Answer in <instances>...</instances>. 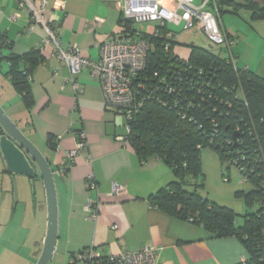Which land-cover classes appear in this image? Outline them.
Returning a JSON list of instances; mask_svg holds the SVG:
<instances>
[{
	"label": "crops",
	"instance_id": "crops-1",
	"mask_svg": "<svg viewBox=\"0 0 264 264\" xmlns=\"http://www.w3.org/2000/svg\"><path fill=\"white\" fill-rule=\"evenodd\" d=\"M30 1L39 7L41 0ZM125 1L48 0L44 18L56 25L64 49L77 46L84 57L99 61L101 46L122 33L121 6ZM151 1L174 10L179 0ZM255 1L264 7V0ZM216 2L221 29L234 40L231 51L238 59V68H248L264 78V19H253L247 10L221 12ZM13 15L19 18L11 20ZM29 25L30 17L18 10L17 0H0V75L4 77V82L0 80V104L52 167L60 173L64 170L56 180L59 244L69 252V259L89 247L110 255L148 246L158 249L161 264H239L246 258L237 237L215 238L203 226L153 205L150 197L175 181L172 168L157 157L142 160L127 141L125 121L107 110L98 80L89 70L81 71L75 76L80 91L75 92L68 66L58 59L53 45L44 43L47 35L43 26L36 25L29 32ZM157 27L149 23L147 30H139L151 37ZM180 47L177 45L175 52L187 57L189 50ZM33 50L40 51L43 59L28 76L34 99L28 109L6 74L10 56ZM80 131L85 133L88 147L72 167H66L67 153L76 148V133ZM50 136L56 150L50 148ZM91 179L98 191H90ZM243 182V193L255 191L250 182ZM115 185L124 187L125 192L113 194ZM33 195L25 177H16L15 183L11 180L0 157V264L38 261L45 234L40 239L39 223L35 226L33 222ZM89 198L99 204L95 219L85 210ZM243 204L248 211L255 208Z\"/></svg>",
	"mask_w": 264,
	"mask_h": 264
},
{
	"label": "trees",
	"instance_id": "trees-1",
	"mask_svg": "<svg viewBox=\"0 0 264 264\" xmlns=\"http://www.w3.org/2000/svg\"><path fill=\"white\" fill-rule=\"evenodd\" d=\"M218 4L221 12L247 10L253 19H264V7L255 0ZM156 30L158 35L148 37L153 50L145 71L155 91L128 122L126 138L142 160L158 157L181 180L175 177L150 197L151 202L163 212L203 226L215 238L237 237L247 252L245 264H264V78L249 69L236 72L227 57L212 54L209 47L187 44L189 55L182 57L175 52L178 44L169 36V27ZM42 59L38 50L8 58L6 76L28 109L34 105L28 76ZM24 64L29 68L23 69ZM156 72L166 77L165 84L155 82ZM49 144L56 150L53 136ZM206 147L247 167L243 177L255 191L236 195L258 210L247 213L240 226L233 210L184 187L186 176H203L201 152Z\"/></svg>",
	"mask_w": 264,
	"mask_h": 264
},
{
	"label": "built area",
	"instance_id": "built-area-1",
	"mask_svg": "<svg viewBox=\"0 0 264 264\" xmlns=\"http://www.w3.org/2000/svg\"><path fill=\"white\" fill-rule=\"evenodd\" d=\"M217 0H201L198 5L196 0H179L174 10L161 7L151 0H126L121 6L122 33L116 35L110 41L101 46V58L93 61L84 57L77 46L67 49L62 47L54 23L45 21L44 12L48 0H41L39 7L30 0H17L18 10L30 17L29 32H33L36 25H42L46 32L45 45H53L59 60L66 63L71 74L75 92L80 91V85L75 76L83 70H89L95 77L104 93L106 108L115 111L119 120H124L128 133V122L134 114L152 98L153 85L145 76L150 53L153 45L148 38V33L139 30L137 25L143 23H155L166 27L178 21L182 24V33L198 30L205 34L213 46H224L228 63L236 72L246 69L238 68V59L232 54L234 40L226 35L219 23ZM19 15H13L11 20H17ZM96 22H100L97 20ZM157 32V31H156ZM154 35H158L155 33ZM161 37H166L161 35ZM169 44H165V51L169 52ZM248 69V68H247ZM155 82L165 84L166 77L154 74ZM158 90V89H157ZM170 90V89H168ZM77 145L73 151L67 153L69 163L66 167H72L75 158L88 147L86 135L83 131L76 133ZM244 159V157H243ZM242 174L246 173V165L237 160L229 162ZM64 173V171H61ZM227 182L228 178L224 177ZM243 181H247L243 177ZM90 191H98L96 182L89 181ZM125 188L115 185L113 194H121ZM99 204L89 198L85 207L90 217L97 218ZM161 264L159 251L155 247H145L137 252L124 251L119 254H102L96 247H89L70 258L69 264ZM240 263L245 264L246 258H241Z\"/></svg>",
	"mask_w": 264,
	"mask_h": 264
},
{
	"label": "rangeland",
	"instance_id": "rangeland-1",
	"mask_svg": "<svg viewBox=\"0 0 264 264\" xmlns=\"http://www.w3.org/2000/svg\"><path fill=\"white\" fill-rule=\"evenodd\" d=\"M201 0H196L195 4L198 5ZM238 2L240 0H237ZM138 28L148 29L149 23H143L137 25ZM170 33L172 34V39L176 42L185 34L182 33V24L175 21L168 25ZM179 34V35H178ZM191 39H188L190 41ZM197 48H207L208 45H212L205 34L200 32L199 36L194 39ZM190 42H187L189 44ZM179 47V46H178ZM180 48L188 49L185 46ZM189 50V49H188ZM212 54H220L221 56H226V50L224 46H214V49H209ZM0 80L4 82V77L0 75ZM158 158V157H157ZM149 159H156V156H151ZM202 159V177L186 176L185 178V189L189 192L197 191L199 194L205 198H209L211 201L216 202L222 206L228 207L235 210L238 217L236 223L242 225L244 222V216L247 212L254 213L257 211L258 207L252 211L244 206L245 199L236 195V191L243 190L245 188V183L243 182V177L241 172L233 165H230L226 158H223L221 153L217 150L211 148H204L201 152ZM164 162V161H163ZM174 177L180 179L173 172ZM224 177L228 178V181H224ZM21 179V178H20ZM27 186L31 194H34L31 199L34 201L32 212L35 216L33 219L34 225L39 223L38 235L40 239L42 235L46 233V220H47V207H46V197L45 191L41 180L35 179L33 183L30 182L28 178ZM181 180V179H180ZM38 225V224H37ZM69 252L64 250L63 245L59 244L57 252L55 254L54 260L51 264H69ZM81 264V263H76Z\"/></svg>",
	"mask_w": 264,
	"mask_h": 264
},
{
	"label": "water",
	"instance_id": "water-1",
	"mask_svg": "<svg viewBox=\"0 0 264 264\" xmlns=\"http://www.w3.org/2000/svg\"><path fill=\"white\" fill-rule=\"evenodd\" d=\"M198 30L185 33L177 44L187 45L188 39H195ZM189 45H196L191 41ZM214 49L213 45H208ZM0 157L6 173L15 183L16 177H25L31 183L40 179L45 191L47 207L46 233L40 256L36 264H51L59 244V205L57 178L61 173L55 170L44 153L23 133L17 122H14L0 104ZM17 201V192L14 193Z\"/></svg>",
	"mask_w": 264,
	"mask_h": 264
}]
</instances>
